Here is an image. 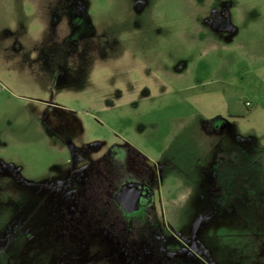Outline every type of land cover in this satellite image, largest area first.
<instances>
[{
  "label": "rangeland",
  "instance_id": "374dc122",
  "mask_svg": "<svg viewBox=\"0 0 264 264\" xmlns=\"http://www.w3.org/2000/svg\"><path fill=\"white\" fill-rule=\"evenodd\" d=\"M0 264H264V0H0Z\"/></svg>",
  "mask_w": 264,
  "mask_h": 264
},
{
  "label": "flooded vegetation",
  "instance_id": "af4514ba",
  "mask_svg": "<svg viewBox=\"0 0 264 264\" xmlns=\"http://www.w3.org/2000/svg\"><path fill=\"white\" fill-rule=\"evenodd\" d=\"M217 21L224 24L226 22V18L223 14H219L217 16ZM127 158V156L117 151L112 154L111 157L103 156L100 159V163L106 166L108 164L107 167H109V169H104V173L105 170L107 172L110 170V175L113 176L110 183L115 182L114 184L116 187L113 186L111 190L114 192L113 196L116 203L122 207L127 215L130 216H133L134 211H136L135 209H142L144 211L143 216L145 217V220H148V216H146L147 210L151 205L153 207V184L147 180V169H133ZM115 159L118 160V162L114 161ZM124 186L126 193H123L122 191L120 194V198H122L121 201L124 203V205H121L122 202L120 204V202L115 198V195H117ZM135 197L137 198L136 202H134ZM193 244L195 246V242Z\"/></svg>",
  "mask_w": 264,
  "mask_h": 264
},
{
  "label": "built area",
  "instance_id": "2783aa9c",
  "mask_svg": "<svg viewBox=\"0 0 264 264\" xmlns=\"http://www.w3.org/2000/svg\"><path fill=\"white\" fill-rule=\"evenodd\" d=\"M251 103L250 102H247V105L249 106Z\"/></svg>",
  "mask_w": 264,
  "mask_h": 264
},
{
  "label": "water",
  "instance_id": "95a60500",
  "mask_svg": "<svg viewBox=\"0 0 264 264\" xmlns=\"http://www.w3.org/2000/svg\"><path fill=\"white\" fill-rule=\"evenodd\" d=\"M137 201V198L135 197V200H134V202H136Z\"/></svg>",
  "mask_w": 264,
  "mask_h": 264
},
{
  "label": "trees",
  "instance_id": "16d2710c",
  "mask_svg": "<svg viewBox=\"0 0 264 264\" xmlns=\"http://www.w3.org/2000/svg\"><path fill=\"white\" fill-rule=\"evenodd\" d=\"M133 150H136V149H134V148H132Z\"/></svg>",
  "mask_w": 264,
  "mask_h": 264
}]
</instances>
